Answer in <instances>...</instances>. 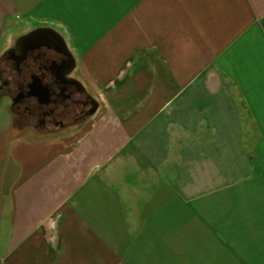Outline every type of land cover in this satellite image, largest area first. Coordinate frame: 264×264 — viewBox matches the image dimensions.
I'll list each match as a JSON object with an SVG mask.
<instances>
[{
    "label": "crops",
    "instance_id": "crops-1",
    "mask_svg": "<svg viewBox=\"0 0 264 264\" xmlns=\"http://www.w3.org/2000/svg\"><path fill=\"white\" fill-rule=\"evenodd\" d=\"M96 107L47 136L0 92V264H264V0H0Z\"/></svg>",
    "mask_w": 264,
    "mask_h": 264
},
{
    "label": "flooded vegetation",
    "instance_id": "flooded-vegetation-1",
    "mask_svg": "<svg viewBox=\"0 0 264 264\" xmlns=\"http://www.w3.org/2000/svg\"><path fill=\"white\" fill-rule=\"evenodd\" d=\"M0 92L19 130L40 136L76 126L96 107L60 38L45 26L19 33L0 57Z\"/></svg>",
    "mask_w": 264,
    "mask_h": 264
}]
</instances>
